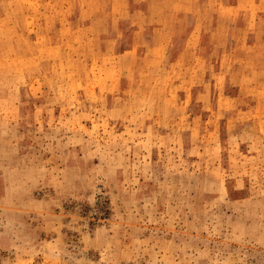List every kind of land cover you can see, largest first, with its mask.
I'll return each mask as SVG.
<instances>
[{"label": "rangeland", "instance_id": "1", "mask_svg": "<svg viewBox=\"0 0 264 264\" xmlns=\"http://www.w3.org/2000/svg\"><path fill=\"white\" fill-rule=\"evenodd\" d=\"M0 264H264V0H0Z\"/></svg>", "mask_w": 264, "mask_h": 264}]
</instances>
